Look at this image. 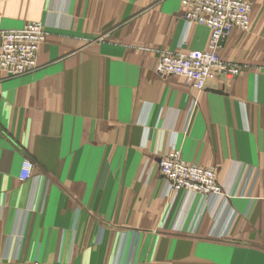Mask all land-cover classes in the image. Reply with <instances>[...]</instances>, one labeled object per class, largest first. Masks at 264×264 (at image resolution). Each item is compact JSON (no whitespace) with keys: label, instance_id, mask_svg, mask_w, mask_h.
Wrapping results in <instances>:
<instances>
[{"label":"crops","instance_id":"crops-1","mask_svg":"<svg viewBox=\"0 0 264 264\" xmlns=\"http://www.w3.org/2000/svg\"><path fill=\"white\" fill-rule=\"evenodd\" d=\"M204 91L155 73L205 51L182 0H0V32L41 22L38 68L0 71V264H264V0ZM215 168L225 195L170 193L161 157ZM34 177L19 179L23 160Z\"/></svg>","mask_w":264,"mask_h":264},{"label":"built area","instance_id":"built-area-1","mask_svg":"<svg viewBox=\"0 0 264 264\" xmlns=\"http://www.w3.org/2000/svg\"><path fill=\"white\" fill-rule=\"evenodd\" d=\"M186 22L210 29L207 50L188 53L162 52L155 73L162 77L176 76L187 80L196 90L204 91L210 81L234 79L241 69L221 59L220 52L234 30L251 29L252 4L248 0H182ZM47 33L41 22L22 29L0 32V71L18 77L35 71ZM34 163L22 162L21 182L34 177ZM159 169L170 184V193L185 191L202 197L225 195L215 168H204L184 161L178 149L169 150L159 161ZM29 264H41L38 262Z\"/></svg>","mask_w":264,"mask_h":264},{"label":"rangeland","instance_id":"rangeland-1","mask_svg":"<svg viewBox=\"0 0 264 264\" xmlns=\"http://www.w3.org/2000/svg\"><path fill=\"white\" fill-rule=\"evenodd\" d=\"M38 68V67H37ZM34 72V71H33ZM33 72H31V73H33ZM28 74H30V73H28ZM158 168H159V164H158ZM213 168V167H212ZM159 171H160V169H159ZM217 171V170H216ZM217 174H218V172H217Z\"/></svg>","mask_w":264,"mask_h":264}]
</instances>
